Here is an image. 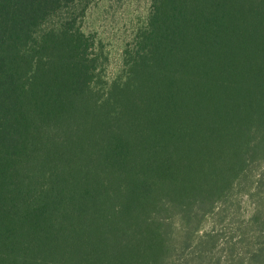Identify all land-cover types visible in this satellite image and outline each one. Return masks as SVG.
<instances>
[{"label": "trees", "instance_id": "16d2710c", "mask_svg": "<svg viewBox=\"0 0 264 264\" xmlns=\"http://www.w3.org/2000/svg\"><path fill=\"white\" fill-rule=\"evenodd\" d=\"M89 2L0 0V264L232 257L243 194L264 264V0H150L111 79Z\"/></svg>", "mask_w": 264, "mask_h": 264}, {"label": "rangeland", "instance_id": "374dc122", "mask_svg": "<svg viewBox=\"0 0 264 264\" xmlns=\"http://www.w3.org/2000/svg\"><path fill=\"white\" fill-rule=\"evenodd\" d=\"M89 1L84 16L80 19V28L86 35L94 39L100 53L106 58L102 75L105 79H111L121 67L123 50L130 46L136 31L145 24L150 9V0ZM262 168H264V162L259 163L254 169L260 172ZM252 208L251 200L243 194L239 198L238 209L227 214L225 223L212 228L213 232L218 235L226 229V235L221 238L226 239L232 236V242L238 245L237 251L232 257L229 256V249H225L226 245H223V239H220L211 252H208L207 248L200 246L202 255L195 264H229L232 259H234L233 264H237V260L245 256L246 246L243 244L239 246L240 236L235 228L239 224L243 226L252 213ZM212 221L213 219L208 217L204 229L200 233L206 232L209 228L211 229L213 226ZM259 233L263 234L261 231ZM258 241L262 242L264 238H260ZM191 249L192 247L183 250L179 256L183 260L179 258L176 264H183L190 256V259L195 262L198 255L196 252L191 254Z\"/></svg>", "mask_w": 264, "mask_h": 264}]
</instances>
